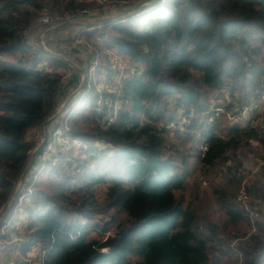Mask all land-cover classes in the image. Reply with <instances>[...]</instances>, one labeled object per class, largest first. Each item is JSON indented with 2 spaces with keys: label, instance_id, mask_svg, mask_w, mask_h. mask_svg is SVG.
I'll return each instance as SVG.
<instances>
[{
  "label": "trees",
  "instance_id": "trees-1",
  "mask_svg": "<svg viewBox=\"0 0 264 264\" xmlns=\"http://www.w3.org/2000/svg\"><path fill=\"white\" fill-rule=\"evenodd\" d=\"M146 1L0 0V216L44 122L81 82L30 43L52 26L26 36L29 25ZM89 29L81 37L95 50L127 62L119 71L104 53L50 124L54 153L11 205L4 226L19 224L16 238L0 236L6 264H264V123L228 118L264 97V0H157ZM191 158L218 179L198 206L181 196Z\"/></svg>",
  "mask_w": 264,
  "mask_h": 264
},
{
  "label": "rangeland",
  "instance_id": "rangeland-1",
  "mask_svg": "<svg viewBox=\"0 0 264 264\" xmlns=\"http://www.w3.org/2000/svg\"><path fill=\"white\" fill-rule=\"evenodd\" d=\"M96 3H97V5L104 4L105 0H96ZM106 6H111V5H106ZM91 19H95V18L91 17ZM86 31H90V30H86ZM86 31H84V32H86ZM77 32L76 31H69V30H67V31L65 30L64 32H60V34L56 38V39H60L59 41H60V45H61V48H62L61 50L59 49V51H58V52H60L59 54L63 55L65 58H67L68 60L73 62L72 59H74V60L77 59V55H76L77 52H75L76 49L78 50V48L79 49L89 48L92 53L95 52V53L98 54V57H99L98 63L100 62L101 57H103L104 53H106V54L110 55L111 61H113L114 63L116 62V66L119 69V71H123L124 64L127 62V59L125 61L124 60L125 58L119 57L112 50L99 53V51L95 50V48H93L87 41H85L81 37V34H77ZM56 39L53 42H56ZM42 43L44 45V39L42 40ZM48 50L52 51L51 49H48ZM67 74H69V72H67ZM97 89L99 91L103 90L102 89V84H99L97 86ZM217 100H219V104H221L223 106L226 103L230 102V100H224V99H217ZM251 105H252L251 106L252 107V112L245 119L240 120V123H242L244 125L247 120L253 119V118H255V116H257V118H258V122H257L258 124L259 123H264V97L261 98L260 100L259 99L258 100L255 99L251 103ZM63 113L60 114V117H61V115L62 116L64 115ZM234 117H236V116H232V115L229 114L228 115L229 121H231V122L237 121V119L234 118ZM59 136H60L59 140H57V138H55V137L53 138V143L56 142L59 145H61V140L64 139V137L63 136L61 137V135H59ZM65 141L67 142V140H65ZM187 147H189V146H187ZM50 149L51 150H49L47 152L45 151L46 152V156H45L44 160H46L47 155H49V153H54L53 146ZM189 155H191V152L189 153ZM249 157L252 159L250 161L251 164L248 165V164L245 163L244 165H245V167H247V169H250L251 171H253V170L256 171V169L259 168L260 163L257 162L258 160L253 161L254 157L252 156V154L248 155V158ZM188 163H189V165L191 167V171H193V172H192L191 176H189L187 178L188 186H187L186 190L184 191V193L181 196L183 197V200L185 201V204L192 203L193 206H198L199 203H202V204L204 203V200H205L204 196L205 195H209L211 193V190H210L211 181L217 183L218 179L217 180L215 179V176L213 175L214 174L213 171H210L207 168H203L198 163V161L196 159L191 158ZM243 206H244V208L248 209L247 205L243 204ZM250 217H251L250 218L251 220L252 219H256L255 215H250ZM238 228L241 231L248 230L247 227H246V224H239ZM251 232H253V230ZM237 243H238L237 241H234L232 245H237ZM35 258H36V255L32 254L31 255V260H34ZM10 261H11V257H8V258L5 259L6 263L7 262L9 263ZM1 262L3 263V256H2Z\"/></svg>",
  "mask_w": 264,
  "mask_h": 264
},
{
  "label": "water",
  "instance_id": "water-1",
  "mask_svg": "<svg viewBox=\"0 0 264 264\" xmlns=\"http://www.w3.org/2000/svg\"><path fill=\"white\" fill-rule=\"evenodd\" d=\"M157 0H147L146 2L131 8L121 14L115 15V16H111V17H106V18H95V19H90L89 21L86 22H69V23H63V24H58L55 26L50 27L49 29H47L46 31H44L40 36H39V42H38V46L40 48V50L60 61L61 63H63L64 65L68 66L69 68L73 69L74 71L78 72L81 75V82L80 85L78 86V88L71 93L66 99L65 101H63L60 106L57 107V109L46 119V121L43 124V137L42 140L40 141V143L38 144V146L34 149V151L31 153L28 163L21 175V178L19 180V183L16 187L15 193L11 199L10 204L7 206V208L5 209V211L2 213L1 217H0V229L4 226L6 220H7V216L9 214L10 208L12 203L14 202V200L16 199L18 192L21 188V186L23 185L26 176L28 175V173L30 172L31 168L33 167V164L38 160V158L43 154V151L45 150L48 140H49V126L50 124L58 117L60 116L61 113L65 112V110L69 107L70 103L76 99L78 97V95L81 93L84 84H85V80L87 78V74H86V70L85 69H81L79 68L77 65H75L73 62H71L70 60H68L67 58H65L64 56L57 54L55 52H52L48 49L45 48V46L42 43V40L49 34L55 33L57 31L63 30V29H68V28H78V29H85L83 31L86 30H91L89 28L92 27H98L104 24H111L117 20L120 19H124L127 16L133 15L134 13H137L139 11H141L142 9H144L148 4H152L155 3Z\"/></svg>",
  "mask_w": 264,
  "mask_h": 264
},
{
  "label": "built area",
  "instance_id": "built-area-1",
  "mask_svg": "<svg viewBox=\"0 0 264 264\" xmlns=\"http://www.w3.org/2000/svg\"><path fill=\"white\" fill-rule=\"evenodd\" d=\"M123 4L121 5H118V6H106V7H103L101 9H94V10H90V11H82L79 13V17H85V18H88V19H91L92 18H106V17H111V16H114V15H118L120 14L121 12H124L123 11V7H122ZM77 18V17H74L73 15H63L61 17H57V18H53V17H50L49 15H47L46 13H43L41 14L38 18H36L30 25L29 27L27 28V31L25 33V35L27 36L29 34V32L35 28L36 26H42V25H46V26H54V25H58V24H63V23H69V22H74V19ZM89 49V48H88ZM90 51V49H89ZM98 60H99V57H98V54L95 53V52H91L90 51V61L88 63V66H87V69H86V74L89 75L90 77L93 76L94 72H95V69L96 67L98 66ZM69 76V74H65L63 77H62V80H61V84L65 82V80L67 79V77ZM108 104V105H111V103L109 102H104L102 100H99L98 101V106H102L104 104ZM252 112V107L249 106V107H245L244 109H242V111H240V113L234 117L236 118L237 120H242V119H245L250 113ZM233 118V119H234ZM235 120V119H234ZM61 137L63 136L61 131L60 130H56L55 133H54V137L57 138V140L60 139V136ZM59 136V137H58ZM53 137V138H54ZM61 143L63 145H65L67 142L62 139L61 140ZM65 148V146H63ZM50 148H52V144L49 143L47 144L46 146V152L51 150ZM202 150H206L205 147L202 148ZM46 152H44V154H42L38 160L36 161L37 163H40L41 161H44V158L46 156ZM1 217V216H0ZM6 228H9V232H10V235L15 236V233L18 231V228H19V224H13V225H7V227L3 226L1 229H0V236H3L6 234L5 230ZM16 240V239H15ZM2 240L0 239V264H1V259H2V254H1V246H2Z\"/></svg>",
  "mask_w": 264,
  "mask_h": 264
},
{
  "label": "crops",
  "instance_id": "crops-1",
  "mask_svg": "<svg viewBox=\"0 0 264 264\" xmlns=\"http://www.w3.org/2000/svg\"><path fill=\"white\" fill-rule=\"evenodd\" d=\"M132 8H134V7H132ZM129 9H131V8H124L123 11L125 12V11H127ZM121 13H123V12H121ZM89 20L90 19L85 18V17H77V18L74 19V22H86V21H89ZM65 30L66 31L67 30H69V31H76V32L78 31L77 34H81L82 32H84L83 31L84 29H81V28L79 30H78V28L77 29L76 28H68V29H63V30L57 31L55 33L49 34V35H47L44 38V45L47 47V48L46 47L45 48L46 49H51L52 52H55V53L59 54L60 52H58V51H59V49L61 50L62 48H61L60 41H59L60 39H56V38L60 34V32H64ZM42 33H43V31L42 32H39V30L33 32L31 34L30 39H29L30 43L32 44V39L35 37L36 38V41H37V45H39L38 44V42H39V36ZM55 39H56V42H53ZM76 55H77V59L76 60L72 59V61L79 68L86 70L87 69V66H88V63L90 61V51H89V49L88 48H83V49H79L78 48V52L76 53ZM39 69H41V70H47L46 64H41L39 66ZM50 129H51V126H49V129L48 130L50 131ZM3 263H6L4 258H3Z\"/></svg>",
  "mask_w": 264,
  "mask_h": 264
}]
</instances>
